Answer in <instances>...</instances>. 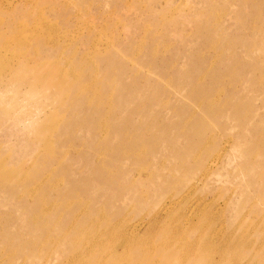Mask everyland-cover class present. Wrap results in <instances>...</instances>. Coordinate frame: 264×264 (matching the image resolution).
<instances>
[{
  "label": "rangeland",
  "instance_id": "1",
  "mask_svg": "<svg viewBox=\"0 0 264 264\" xmlns=\"http://www.w3.org/2000/svg\"><path fill=\"white\" fill-rule=\"evenodd\" d=\"M211 262L264 264V0H0V264Z\"/></svg>",
  "mask_w": 264,
  "mask_h": 264
},
{
  "label": "bare ground",
  "instance_id": "2",
  "mask_svg": "<svg viewBox=\"0 0 264 264\" xmlns=\"http://www.w3.org/2000/svg\"><path fill=\"white\" fill-rule=\"evenodd\" d=\"M14 97H15V96H14ZM34 99H35V98H34ZM13 101H14V100H13ZM8 102H9V100H8ZM9 103H10V102H9ZM10 105H11V104H10ZM28 107H29V106H28ZM8 108H9V107H8ZM10 108H11V107H10ZM31 117H32V115H31ZM32 118H33V117H32ZM19 119H22V118H19ZM17 122H19V121H17ZM29 122H30V120H29ZM28 124H29V123H28ZM23 127H24V126H23ZM8 131H9V130H8ZM10 137H11V136H10ZM215 161H216V160H215ZM202 176H203V175H202ZM195 187H196V186H195ZM190 188H191V187H190ZM191 190H192V189H191ZM191 190H190V191H191ZM187 194H188V193H187ZM189 194H190V193H189ZM182 197H183V199H184V196L181 195V194L179 193V199H180V198L182 199ZM186 198H187V197H186ZM181 199H180V200H181ZM184 200H185V199H184ZM184 200H183V201H184ZM171 202H172V201H171ZM167 209H168V208H167ZM184 214H185V213H184ZM212 214H213V213H212ZM209 218H211V217H209ZM211 219H212V218H211ZM212 220H213V219H212ZM209 221H210V220H209ZM177 222H178V221H177ZM141 223H142V222H141ZM190 223H191V222H190ZM192 224H193V223H192ZM114 225H115V224H114ZM117 225H118V224H117ZM120 225H121V224H120ZM212 226H213V225H211L210 227H212ZM180 227H181V226H180ZM114 229H115V228H114ZM114 229H113V230H114ZM125 229H126V228H125ZM133 229H134V228H133ZM133 231H135V230H133ZM108 232H109V231H108ZM119 233H120V232H119ZM123 234H124V233H123ZM111 236H112V235H111ZM131 236H132V235H131ZM123 237H124V236H123ZM127 237H128V236H127ZM211 237H212V236H211ZM207 241H208V240H207ZM207 241H206V242H207ZM238 242H239V241H238ZM248 243H249V242H248ZM100 244H101V243H100ZM236 244H237V243H236ZM212 245H213V244H212ZM243 246H244V245H243ZM246 247H247V246H246ZM228 249H229V248H228ZM232 252H233V251H232ZM190 253H191V252H190ZM77 257H78V256H77ZM232 258H233V257H232ZM236 259H237V258H236ZM231 260H232V259H231ZM237 260H238V259H237ZM212 263H214V262H211V264H212ZM72 264H74V263H72ZM214 264H215V263H214Z\"/></svg>",
  "mask_w": 264,
  "mask_h": 264
}]
</instances>
